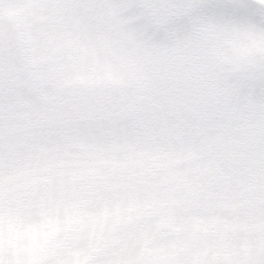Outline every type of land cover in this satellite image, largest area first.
Here are the masks:
<instances>
[{
  "label": "clouds",
  "instance_id": "9594fccd",
  "mask_svg": "<svg viewBox=\"0 0 264 264\" xmlns=\"http://www.w3.org/2000/svg\"><path fill=\"white\" fill-rule=\"evenodd\" d=\"M0 264H264V0H0Z\"/></svg>",
  "mask_w": 264,
  "mask_h": 264
}]
</instances>
